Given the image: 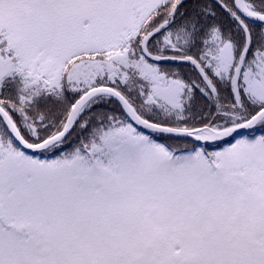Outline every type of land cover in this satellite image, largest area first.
Segmentation results:
<instances>
[{"label":"snow or ice","instance_id":"snow-or-ice-1","mask_svg":"<svg viewBox=\"0 0 264 264\" xmlns=\"http://www.w3.org/2000/svg\"><path fill=\"white\" fill-rule=\"evenodd\" d=\"M0 264H264V0H0Z\"/></svg>","mask_w":264,"mask_h":264}]
</instances>
